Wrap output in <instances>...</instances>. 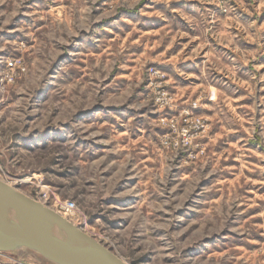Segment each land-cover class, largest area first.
Wrapping results in <instances>:
<instances>
[{
	"label": "rangeland",
	"instance_id": "rangeland-1",
	"mask_svg": "<svg viewBox=\"0 0 264 264\" xmlns=\"http://www.w3.org/2000/svg\"><path fill=\"white\" fill-rule=\"evenodd\" d=\"M0 179L128 264H264V0H0Z\"/></svg>",
	"mask_w": 264,
	"mask_h": 264
},
{
	"label": "water",
	"instance_id": "water-1",
	"mask_svg": "<svg viewBox=\"0 0 264 264\" xmlns=\"http://www.w3.org/2000/svg\"><path fill=\"white\" fill-rule=\"evenodd\" d=\"M21 248L55 264H128L80 226L0 179V251Z\"/></svg>",
	"mask_w": 264,
	"mask_h": 264
},
{
	"label": "bare ground",
	"instance_id": "bare-ground-1",
	"mask_svg": "<svg viewBox=\"0 0 264 264\" xmlns=\"http://www.w3.org/2000/svg\"><path fill=\"white\" fill-rule=\"evenodd\" d=\"M4 181V180H3ZM8 185H10L11 187L17 189L14 185L10 184L9 182L5 181ZM18 190V189H17ZM40 201V200H39ZM42 202V201H41ZM43 203V202H42ZM55 210V209H54ZM56 212L60 213L59 211L55 210ZM61 214V213H60ZM62 216H64L63 214H61ZM66 217V216H64ZM67 218V217H66ZM68 219V218H67ZM70 220V219H69Z\"/></svg>",
	"mask_w": 264,
	"mask_h": 264
}]
</instances>
